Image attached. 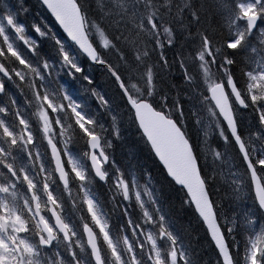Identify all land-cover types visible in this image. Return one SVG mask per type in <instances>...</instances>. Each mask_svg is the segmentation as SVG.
<instances>
[{
  "label": "snow or ice",
  "instance_id": "snow-or-ice-1",
  "mask_svg": "<svg viewBox=\"0 0 264 264\" xmlns=\"http://www.w3.org/2000/svg\"><path fill=\"white\" fill-rule=\"evenodd\" d=\"M41 2L53 7L50 0ZM101 15L119 17L126 29L111 36L98 29L99 40H88L116 94L127 103L129 88L143 82L145 94L151 85L154 100L161 94L160 74L179 75L180 83L172 82L175 99L165 92V102L178 107L182 118L186 104L195 101L190 115L197 124L200 105L208 116L205 135L213 133L210 141L201 142L202 154L227 163L228 153L235 161L231 176L244 177L233 179L230 191L236 200L248 197L252 209L229 217L210 191L211 224L193 208L212 264H264V0H110ZM7 20L14 34L23 32L11 16ZM37 33L34 26L29 30L31 36ZM0 37V264H207L191 243L179 244L167 217L146 206L134 184L110 163L94 119L81 113L62 85L54 92L45 87L48 65L30 66L36 58L31 49L22 44L21 54L2 28ZM165 41L176 50L171 64L157 52ZM249 41L252 46L244 52ZM113 49L120 53L115 63L106 55ZM41 52L51 58L43 42L36 49ZM84 52L81 65L94 54L87 48ZM60 56L68 62L63 51ZM72 67L76 79L82 76L99 97L95 77L89 79L82 66ZM65 82L75 87L76 81ZM217 93L223 105L217 100L208 106L206 101ZM102 103L107 106V97ZM173 119L179 124L176 115ZM74 153L84 157L86 166ZM192 156L207 188L209 177L195 147ZM93 184L109 186L127 202L114 223L92 199Z\"/></svg>",
  "mask_w": 264,
  "mask_h": 264
},
{
  "label": "trees",
  "instance_id": "trees-1",
  "mask_svg": "<svg viewBox=\"0 0 264 264\" xmlns=\"http://www.w3.org/2000/svg\"><path fill=\"white\" fill-rule=\"evenodd\" d=\"M77 1V0H76ZM101 0H79L80 9L84 8L82 12L87 31L90 36V26L96 24L97 29L107 32L109 36L115 34L120 35L126 31L125 25L121 21L118 22L119 17L108 16L103 17L101 13L107 10L106 3H99ZM102 7H101V6ZM38 2L36 0H0V28L6 31L9 36V43H12L23 54V49L20 47L22 44L32 50L36 56L32 59L30 66L43 69L44 64L52 66L54 74H50L45 71L46 79L44 80L45 87L54 92L59 86H63L67 94L72 97L73 101L79 104L81 113L86 117L94 119L97 130L101 132L104 142L110 146L107 149V153L111 160L122 170L124 177L128 179L127 172L132 171L135 175L133 184L135 185V191L141 194L143 203L148 206L153 212L159 209V213L167 217L166 223L168 227L179 237V244L191 243L194 251L201 252V259L206 260L207 264H212L211 251H204L206 245L203 242V233L200 231L198 222L193 213L192 207L186 203V196L182 190L178 189L165 175L163 169L159 166L158 162L151 153L147 143L141 136L136 123L133 118V114L129 107L125 103V99H122L116 94L114 87L108 80L107 74L100 67H93L89 63L81 65L89 79L95 77L97 81V87L94 91L99 93V97L93 95V89L87 86V83L83 81L81 76L80 80L76 79L78 74L74 76L66 73V69L63 66V60L60 56V48L53 37L40 38L39 36L29 35V30L34 27L39 28L38 19L36 13L38 12ZM104 9V10H103ZM106 9V10H105ZM87 13V15H85ZM31 14L35 16L31 21ZM11 16L15 26L23 28V32L19 35L14 34L8 26L7 17ZM48 22L53 26L54 30L65 43V46L70 47L74 54L82 61L84 58L77 52V50L67 42V40L59 33L57 27L46 15ZM19 20H23L21 24ZM38 34V33H37ZM22 37H28L31 39V43L26 45L22 40ZM91 38V37H90ZM163 38V35L160 37ZM92 41L95 39L92 37ZM43 47L50 51L51 58L44 52L36 53V49ZM252 41L244 47V52H248L252 46ZM4 47L3 38L0 37V48ZM179 47V45H177ZM257 47H259L257 42ZM166 50V53H165ZM175 49H169L165 41L163 48H157V52L166 54L169 63H173V57ZM109 59H112L115 63L116 57L120 53L113 49L111 53H106ZM255 57H253L254 59ZM71 73V72H70ZM161 78L158 79V85L160 93L152 99L151 85H147L149 88L148 94L143 92V88L146 86L141 82L137 87H130L129 91L132 93L133 99H140L149 102L154 108L167 117L173 119V115L179 118V124H177L183 131L188 140L191 141L192 148H196L197 154L199 152L195 140V134L191 131V125H194L193 116L190 115V109L195 101H189L185 106V114L182 118L179 117V108L173 109L171 104L166 103L163 93H167L170 100L175 99L176 89L172 87V82L175 80L176 84L180 83L179 75H173L170 71L160 74ZM76 81L75 87H70L65 81ZM79 81L80 85L77 84ZM83 87V88H82ZM133 88L139 90V95L136 96L133 92ZM192 95L198 96L199 93H193ZM104 97H107V106L102 103ZM143 97V99H141ZM208 106H211L210 101H206ZM198 116H205L206 113L202 110L200 105H196ZM247 119V117H246ZM174 120V119H173ZM176 122V120H174ZM212 138V137H211ZM79 159V164L84 160V157L79 153H74ZM224 162L214 161L211 167L208 168V164L200 159V167L205 169V176L209 177V184L207 190L212 193V198L219 206V210L225 215L231 217L233 212L237 214H243L252 209L253 205L248 197H242L240 200H236L234 195L230 191V177L231 173L235 171L234 159H228V153H225ZM85 162V160H84ZM215 172L213 177L211 174ZM229 172L230 177H227ZM223 173V178H221ZM239 180H243L244 177L240 175L235 177ZM219 189V190H217ZM147 190L148 195H144ZM225 193H229L225 198ZM91 196L97 204L100 206L101 214L108 219L110 223H114L118 220L123 207L127 204L120 196H117L113 189L109 186H105L103 189L97 188L94 184L91 186ZM151 196V200L148 199Z\"/></svg>",
  "mask_w": 264,
  "mask_h": 264
},
{
  "label": "water",
  "instance_id": "water-1",
  "mask_svg": "<svg viewBox=\"0 0 264 264\" xmlns=\"http://www.w3.org/2000/svg\"><path fill=\"white\" fill-rule=\"evenodd\" d=\"M37 1L55 22L63 36L83 57L87 55L84 48L94 53L88 62L93 66H98L99 57L88 43L89 37L77 2L75 0H50L53 7L48 8L41 0ZM126 99L141 135L168 179L185 193L192 208L204 212L206 222L211 224L212 216L206 199L208 190L200 178L192 156L191 145L181 129L174 120L155 110L148 102L135 101L131 96H126ZM217 100L223 105L224 100L219 93L210 99L212 104Z\"/></svg>",
  "mask_w": 264,
  "mask_h": 264
},
{
  "label": "rangeland",
  "instance_id": "rangeland-1",
  "mask_svg": "<svg viewBox=\"0 0 264 264\" xmlns=\"http://www.w3.org/2000/svg\"><path fill=\"white\" fill-rule=\"evenodd\" d=\"M22 1V0H20ZM99 3H101L103 5V3H106L105 6L108 8V6L110 5V0H101L99 1ZM101 6V5H100ZM102 7V6H101ZM38 12L36 13V16H37V19H38V26H39V33H43V35H39L38 33V36L40 38H46V37H53V40H55V42L57 41L58 45H59V48L61 51H63V53H65L67 56H68V62L65 63L63 62V66L64 68L66 69V73H73L72 76H74L75 73V70L74 68L72 67V65H76V66H81V61H80V58H78L73 50L70 48V47H67L65 46V43L60 40V37L59 35L57 34V32L54 30L53 26L48 22L47 18H46V13L44 11V9L40 6V4H38V8H37ZM104 10V9H103ZM106 10V9H105ZM35 18V16L33 14H31V21H33ZM117 21H119V19H117ZM121 23V21H119ZM37 28V27H35ZM87 28V26H86ZM90 37L94 38L95 41H98L99 40V32H98V29H97V26L96 24H93L90 26ZM163 35V33H161V36ZM23 42L26 40L27 43L26 45H29L31 43V39L28 38L27 36L26 37H23V39H21ZM102 47V45H101ZM63 60V59H62ZM47 70V72H49L50 74H54L53 70H52V66H48L47 69H45V71ZM77 84L80 85L79 81H77ZM47 88L49 90H51L49 88V86H47ZM83 88V87H82ZM138 88V87H137ZM52 91V90H51ZM133 92L134 94L138 97L140 96L139 95V90L136 89V88H133ZM136 100H140L139 98L136 99ZM30 116V114H29ZM200 119H201V123L200 124H197L195 121H196V118L197 117H193L194 119V125L192 124L191 125V131L193 134H195V140H196V144H197V148L199 150V152L201 153V156H202V159L206 162V164H208V168L211 167L212 163L214 162V160L212 159V156L211 154H202V149H201V142H207V141H210L213 136V133L211 131L208 132V135L206 136L205 135V131H206V126L208 124V116L207 114L205 116H198ZM246 120V117L244 118ZM109 144L104 142V150L107 151V149L109 148ZM207 147V144L205 143V149ZM76 157V156H75ZM76 159L79 161V159L76 157ZM113 161L111 160V157H110V163H112ZM81 166H86L85 165V162L84 160L81 162L80 164ZM119 168V167H118ZM109 171H111V169H109ZM228 176L227 177H230V174L229 172H227ZM127 176H128V181H129V184L130 185H133V181L136 179L135 178V175L133 174L132 171H128L127 172ZM233 179H237L235 177H230V182L233 180ZM134 188H135V185H134ZM114 190V189H113ZM115 194L117 196H119L116 191L114 190ZM186 203L189 204V201L188 199L186 198Z\"/></svg>",
  "mask_w": 264,
  "mask_h": 264
}]
</instances>
